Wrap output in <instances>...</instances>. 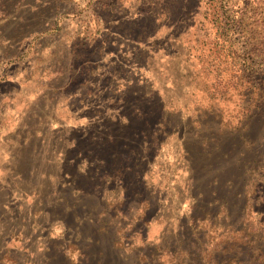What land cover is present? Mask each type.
Returning a JSON list of instances; mask_svg holds the SVG:
<instances>
[{
  "label": "rangeland",
  "instance_id": "obj_1",
  "mask_svg": "<svg viewBox=\"0 0 264 264\" xmlns=\"http://www.w3.org/2000/svg\"><path fill=\"white\" fill-rule=\"evenodd\" d=\"M0 264H264V0H0Z\"/></svg>",
  "mask_w": 264,
  "mask_h": 264
}]
</instances>
